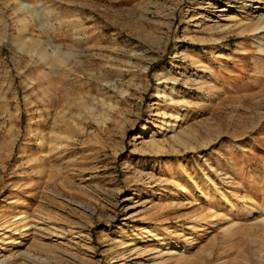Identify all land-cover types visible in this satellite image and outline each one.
Returning a JSON list of instances; mask_svg holds the SVG:
<instances>
[{"label": "rangeland", "instance_id": "rangeland-1", "mask_svg": "<svg viewBox=\"0 0 264 264\" xmlns=\"http://www.w3.org/2000/svg\"><path fill=\"white\" fill-rule=\"evenodd\" d=\"M246 3L0 0V264H264Z\"/></svg>", "mask_w": 264, "mask_h": 264}, {"label": "bare ground", "instance_id": "bare-ground-1", "mask_svg": "<svg viewBox=\"0 0 264 264\" xmlns=\"http://www.w3.org/2000/svg\"><path fill=\"white\" fill-rule=\"evenodd\" d=\"M234 1V2H233ZM229 0V2L230 3H236V4H240V5H244L243 7H241V8H247V7H249V5H247V3L246 2H253V0ZM239 1H242V3H239ZM251 7V6H250ZM255 21V22H254ZM253 22L254 23H252V24H254V26H255V28H254V31L253 32H256L257 34H262V33H264V16L263 15H261V16H259V17H257V21L256 20H254ZM252 26V25H251ZM247 28V27H246ZM229 29V28H228ZM242 32H243V30H242ZM164 83H166V82H161V84H164ZM168 84V83H167ZM177 121H178V118H177ZM172 127H174V126H172ZM20 220V219H19ZM27 229H25L24 231H26ZM15 235H17V234H15ZM19 235V234H18ZM4 236V234H2L1 235V237H3ZM162 239L161 238H157V241H161ZM1 243V242H0Z\"/></svg>", "mask_w": 264, "mask_h": 264}]
</instances>
